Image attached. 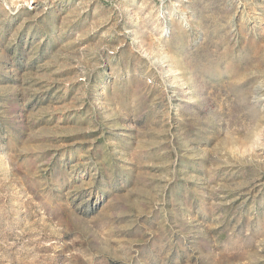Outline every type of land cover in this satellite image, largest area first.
Listing matches in <instances>:
<instances>
[{"label": "rangeland", "instance_id": "374dc122", "mask_svg": "<svg viewBox=\"0 0 264 264\" xmlns=\"http://www.w3.org/2000/svg\"><path fill=\"white\" fill-rule=\"evenodd\" d=\"M0 264H264V0H0Z\"/></svg>", "mask_w": 264, "mask_h": 264}]
</instances>
